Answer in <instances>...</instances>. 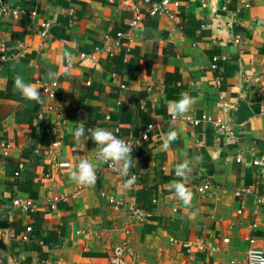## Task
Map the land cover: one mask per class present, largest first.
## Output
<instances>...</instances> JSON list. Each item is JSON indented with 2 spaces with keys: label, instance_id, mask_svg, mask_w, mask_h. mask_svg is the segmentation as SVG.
Segmentation results:
<instances>
[{
  "label": "crops",
  "instance_id": "0c3cea01",
  "mask_svg": "<svg viewBox=\"0 0 264 264\" xmlns=\"http://www.w3.org/2000/svg\"><path fill=\"white\" fill-rule=\"evenodd\" d=\"M179 1L176 20L148 18L130 30L133 11L119 0H5L35 9L37 17L0 14V263L23 255L20 264H112L114 249L126 245L131 264H246L249 239L264 245V205L255 194L236 195L263 181L252 161L264 157V0ZM44 22L51 24L46 41ZM120 32L118 51L99 56L96 66L82 63V53ZM238 36L243 48L234 42ZM16 76L39 90L43 102L25 99ZM54 80L60 87L52 101L43 83ZM182 93L194 102L174 118L168 102ZM242 101L252 115L240 123ZM226 105L235 142L184 120L222 117ZM77 124L131 139L138 160L129 174L139 177L134 185L96 159L90 136L74 139ZM46 125L53 127L50 135L42 132ZM172 128L177 139L163 149ZM54 140L61 141L58 149ZM4 142L13 145L8 156ZM83 159L96 165L92 185L70 179ZM184 160L191 169L188 204L170 187L181 179L175 168ZM62 162L70 166L60 168ZM205 183L213 187L210 195L195 190ZM103 193L124 200L126 209L117 210ZM54 197L66 199L55 211L48 206ZM17 198L37 209L22 212L13 206ZM29 227V240H20ZM213 246L222 250L210 254Z\"/></svg>",
  "mask_w": 264,
  "mask_h": 264
},
{
  "label": "built area",
  "instance_id": "2783aa9c",
  "mask_svg": "<svg viewBox=\"0 0 264 264\" xmlns=\"http://www.w3.org/2000/svg\"><path fill=\"white\" fill-rule=\"evenodd\" d=\"M27 2L28 0H24ZM114 1V0H112ZM125 7H129L133 11V19L129 24L130 30H134L148 18H160L163 16H166L170 18L171 20H176L177 15L179 13L181 2L179 0H119ZM226 9V8H224ZM0 14H6V15H12L14 18H19L22 15H28L32 17L33 19L37 17V11L31 10L27 11L20 7H11L9 6L4 0H0ZM42 30L40 32V36L42 37L43 41H46L50 37V29L51 24L49 22L41 23ZM205 28V25L202 26ZM125 34L118 33L116 35V38H113L111 35L107 34L104 37V45L103 47H96L94 51L90 54L82 53L81 59L82 63L90 60L92 62L93 66H96V60L99 56H102L103 54H114L116 51L119 50L121 47L122 39L124 38ZM235 44L238 45L240 48H243V39H241L239 36L235 39ZM43 47V46H42ZM69 67L71 66L69 62ZM219 68V59L214 58L211 65H210V71L216 72ZM69 74V73H68ZM220 80H216V85H221ZM43 93L52 101L56 100L57 98V92L60 87V82L58 80H54L48 83H43ZM89 86H91V82L88 83ZM121 89H125V85L120 86ZM50 110H53L52 107H49ZM224 115L222 117H216L209 114L204 113L201 117H194L192 115H187L184 117V120L190 124L193 127H199L203 124L210 126L214 133L217 136H220L224 139H228L229 141L235 142L237 140V132L235 129V125L233 121L228 117V114L230 113L229 106L226 105L223 109ZM40 118H43L44 112H40L38 115ZM53 131V127L51 125H46L43 129V133L46 135H50ZM144 139H149V135L147 133H144L142 135ZM52 148L58 149L61 146V141L54 140L51 143ZM13 149V145L11 143H2V150L3 155L8 156L9 152ZM241 161V159H240ZM109 168L113 170L115 173H119L118 169L120 166H117L116 164L109 163ZM70 163L62 162L59 163L60 168H66L69 167ZM252 166L258 171H260V176L262 177L263 181L261 182V185L256 187L254 185H251L249 187L242 188L241 190L237 191L236 195L238 197H243L250 194H255L257 198V203L262 206L264 205V157L261 159H254L252 161ZM15 175L18 177L20 175L19 172H16ZM195 190L202 195H210L213 187L210 183H205L197 186ZM103 197L106 198L108 201L113 203L117 210H125L126 205L124 200L116 198L114 195H109L106 193H103ZM63 199L62 197H54L50 198L49 200V208L53 211L57 210L58 203ZM13 206L22 212H34L37 209V205L33 203L30 200L23 201L20 198H17L13 201ZM131 212H135L136 214L140 215L142 214L141 211L138 209H135L133 207H130ZM257 223H254L252 226V229H257ZM32 232V228H27L26 234L22 237H20V240L22 241H28L29 236ZM225 243L229 242V239L224 240ZM190 246V244H189ZM206 247L203 246L202 249L204 250ZM221 247L219 246H213L210 249H208L210 254L219 253L221 251ZM126 249V245L119 246L114 249L113 255L111 257V263L112 264H131L126 259V254L129 253ZM260 252L264 253V245H260L257 241V239L252 236L249 239V247L246 251V264H254V262L250 259L251 255H254L255 253ZM25 260V257L23 255L17 256H10L6 259V261L0 263V264H20L22 261Z\"/></svg>",
  "mask_w": 264,
  "mask_h": 264
},
{
  "label": "clouds",
  "instance_id": "9594fccd",
  "mask_svg": "<svg viewBox=\"0 0 264 264\" xmlns=\"http://www.w3.org/2000/svg\"><path fill=\"white\" fill-rule=\"evenodd\" d=\"M49 78L55 76V73H49ZM15 88L19 93L27 100L36 101L42 103V93L36 90L32 84L26 83L23 77L16 76L14 81ZM194 102L193 98L187 93H182L179 100H173L168 102L169 111L174 115V118L179 116L183 117L185 112L189 109L190 105ZM87 133V134H86ZM72 135L76 141H79L82 137L90 136V139L96 145V159L103 162H111L113 164L120 165L118 172L121 176L126 177V184L134 185L139 177L135 174L129 175L132 172L133 167L138 162L133 153L136 150L135 145L130 140L120 138L114 131L97 127L88 128L85 126H79L73 130ZM177 139V132L174 128L166 133V139L162 143L163 149H168L172 142ZM199 159V157H197ZM191 169L189 167V161L184 160L182 163L177 164L175 168L176 177H180V180L173 181L170 187L174 189L177 197L185 204H188L191 199V193L186 187L187 177L190 174ZM96 165L87 159L81 160L76 169L71 172L70 179L78 184L92 185L96 181ZM250 259L254 264H264V253L257 252L251 255Z\"/></svg>",
  "mask_w": 264,
  "mask_h": 264
},
{
  "label": "trees",
  "instance_id": "16d2710c",
  "mask_svg": "<svg viewBox=\"0 0 264 264\" xmlns=\"http://www.w3.org/2000/svg\"><path fill=\"white\" fill-rule=\"evenodd\" d=\"M240 123L249 117H251L252 113L245 101H242L240 104V108L237 112Z\"/></svg>",
  "mask_w": 264,
  "mask_h": 264
},
{
  "label": "water",
  "instance_id": "95a60500",
  "mask_svg": "<svg viewBox=\"0 0 264 264\" xmlns=\"http://www.w3.org/2000/svg\"><path fill=\"white\" fill-rule=\"evenodd\" d=\"M5 1V0H4Z\"/></svg>",
  "mask_w": 264,
  "mask_h": 264
}]
</instances>
